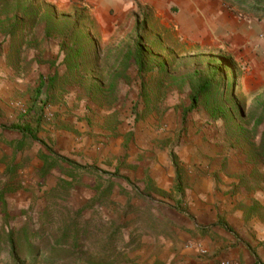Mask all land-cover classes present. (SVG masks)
<instances>
[{
	"label": "rangeland",
	"instance_id": "374dc122",
	"mask_svg": "<svg viewBox=\"0 0 264 264\" xmlns=\"http://www.w3.org/2000/svg\"><path fill=\"white\" fill-rule=\"evenodd\" d=\"M47 1L60 11L68 10ZM227 2L251 16L234 0ZM141 6V19L145 11L151 13L148 41L162 37L152 57L153 69L146 74L145 95H140L142 79L136 65L120 80L116 94L104 91L117 50L96 19L100 56L93 60L95 51L90 50L86 56L91 57L76 73L64 62L60 40L44 38L41 28L24 35L20 28L13 36L0 33V191L20 187L5 194L11 216L4 217L0 207V234L28 225L53 242L69 225L84 228L87 234L80 246L68 247L56 264H93L112 256L121 257L119 264H215L224 258L264 264V61L240 62L243 74L236 94L241 109L227 99L225 115L212 117L203 104L185 119L192 85L200 81L194 71L204 75L208 61L223 53L207 42L178 41L180 32L170 14ZM5 18L0 16V21ZM135 22L136 16H131L118 34L122 45L133 39ZM167 55L178 77L171 83L159 67ZM42 75L58 79L50 87L44 85L36 103ZM20 124H29L36 139L12 129ZM68 133L70 141L65 138ZM50 149L82 167L62 161L77 171L73 185L60 182L69 176L59 168L43 179L40 153L51 154ZM10 163L19 164L15 176L8 171ZM111 182L112 202L102 197L106 205L89 209L75 221V211L101 196ZM179 184L183 195L175 188ZM202 195L210 198L212 207L203 206ZM183 211L197 221V231L183 228ZM122 224L121 238L108 246L114 226ZM215 227L224 234L206 233ZM191 237L206 239L211 251L206 247L207 254L195 253L188 242ZM131 239L134 244L126 247Z\"/></svg>",
	"mask_w": 264,
	"mask_h": 264
},
{
	"label": "trees",
	"instance_id": "16d2710c",
	"mask_svg": "<svg viewBox=\"0 0 264 264\" xmlns=\"http://www.w3.org/2000/svg\"><path fill=\"white\" fill-rule=\"evenodd\" d=\"M235 3L240 5L242 10L250 12L251 16L262 20L264 19V0H234ZM142 6L139 5V12L142 10ZM139 12L136 13V22L132 28L133 39L126 45H122L118 39V34H114L110 42H112L116 48V62L108 69L107 75L111 77V82L108 88L104 90L110 95L116 94V88L120 84V80H125L128 77V70L132 65H136L138 68V75L142 79L141 92L142 95L149 90L146 81V74L152 70L154 65L153 54L156 48L161 47L162 37H158L159 40L149 42L147 31L150 29L151 13L145 11L143 19L140 18ZM5 15L6 18L3 22V26H0V33L3 35H14L17 29H22L23 35L25 32H30L33 29L41 28L44 33V38H55L60 40V46L65 51L64 62L67 64L68 70L71 73H76L82 70L84 59L90 57L86 56L87 53L94 49L93 60H98L101 53V44L98 42L95 36V22L92 18L91 11L84 6L75 4L71 9L60 11L55 5L50 4L47 0H0V16ZM150 15V16H149ZM9 21H13L9 28H5V24ZM7 34H6V33ZM157 39V38H156ZM173 60L168 55L160 62L159 67L161 69L162 77H168L170 83L178 80L177 76L172 73ZM239 63L234 59L232 55L228 54H215L209 61L206 73L199 76L198 69L194 71V75L199 77L198 84H193V91L189 95L190 103L185 108L184 118L188 113L198 110L201 105L204 104L206 110L212 117H218V114L226 113L223 100L230 99L234 101V105L241 109V101L236 94V86L240 76L242 75ZM58 76H44L40 77L41 87L37 89V98L35 102L39 100L40 94L44 85L50 87L53 85ZM190 77V75H189ZM163 78V79H164ZM182 85L186 84L187 79L183 78ZM193 83V82H192ZM174 86L177 84H173ZM171 85V86H173ZM39 96V97H38ZM233 109V108H232ZM2 128L7 129V126L1 125ZM12 129L18 130L23 137L30 136L36 139L35 132L29 126V124L13 126ZM12 144V142H8ZM21 147L24 142H20ZM20 147V148H21ZM51 154L44 152L40 153V157L43 160L41 171L44 177L48 176L55 168L63 170L69 176V180L61 178L60 182H65L68 186L73 185L77 180V171L63 166L62 161L65 160L72 167L82 168L80 165L74 163L68 158H64L57 155L53 149H50ZM19 164L15 165L10 163L8 171L12 172L15 176ZM87 169V168H85ZM108 173V172H102ZM109 175V173H108ZM100 176V175H99ZM115 176V174H111ZM181 178L178 176V179ZM58 182V185H63ZM115 182H111L107 188L102 191L101 196L90 199L85 206L80 207L75 211V221L79 218H83V215L89 209H95L97 206L106 205L108 202H104L105 197L110 199L113 194L112 185ZM101 186V185H99ZM64 187V186H63ZM177 192L183 194V185L175 187ZM20 187L6 186L0 191V207L1 213L4 217L11 216L10 210L7 208L6 193H12L19 190ZM99 191V187H97ZM109 202V203H110ZM125 224L114 226L113 235L109 237L107 241L108 246L116 243L121 236L120 232ZM87 228V227H86ZM87 234V231L81 227H75L74 229L67 226L62 236L53 242L45 240V233L37 230H29L28 225H24L19 230L10 229L5 231V236L0 234V262L2 259L6 260V264H56L58 260L62 259L67 252L68 247H79L82 237ZM134 244V240L126 244V247H130ZM6 252V254H5ZM125 254V253H124ZM123 255V254H122ZM121 257L109 259V261H101L93 264H119ZM122 262V259H121ZM120 262V263H121Z\"/></svg>",
	"mask_w": 264,
	"mask_h": 264
},
{
	"label": "crops",
	"instance_id": "0c3cea01",
	"mask_svg": "<svg viewBox=\"0 0 264 264\" xmlns=\"http://www.w3.org/2000/svg\"><path fill=\"white\" fill-rule=\"evenodd\" d=\"M61 10L71 9L75 4L84 3L93 12L92 18L96 19L102 27L103 35H110V39L118 32L125 30V24L131 16L139 12V5H148L166 12L173 18L175 28L180 32L178 41L188 39L190 41L211 44L218 52L232 55L239 63L241 60H251L258 65L260 60L264 61V19L259 20L250 15H244L240 9L231 6L227 0H143L134 2L132 0H52ZM120 22V23H118ZM120 30V31H119ZM222 50V51H221ZM252 64V63H251ZM70 141L71 134L65 135ZM180 195H183L180 193ZM203 206L211 201L202 195ZM187 219L182 224L191 233L197 231V221L190 218L191 213L183 211ZM212 216V213L209 215ZM213 218V216L211 217ZM203 219V218H202ZM203 231H206L203 229ZM224 234L219 227L207 230L206 233ZM220 237V236H219ZM221 238V237H220ZM200 241L210 250L208 241L201 237H191L189 243ZM187 250L193 254L197 253L189 247ZM191 250V251H190ZM211 251V250H210ZM195 252V253H194ZM190 253H187V255ZM186 259H192L187 258ZM193 260V259H192ZM218 261L215 262V264ZM196 264H208L196 262ZM212 264V262H210Z\"/></svg>",
	"mask_w": 264,
	"mask_h": 264
},
{
	"label": "built area",
	"instance_id": "2783aa9c",
	"mask_svg": "<svg viewBox=\"0 0 264 264\" xmlns=\"http://www.w3.org/2000/svg\"><path fill=\"white\" fill-rule=\"evenodd\" d=\"M132 1L142 2L143 0H132ZM191 247H193V249L199 254H207L208 253V249L200 241L191 242ZM216 264H240V263L238 260L233 259V258H224V259L218 260V262Z\"/></svg>",
	"mask_w": 264,
	"mask_h": 264
}]
</instances>
